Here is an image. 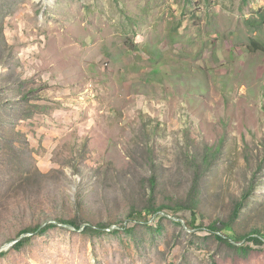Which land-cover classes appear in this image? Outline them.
I'll return each instance as SVG.
<instances>
[{"label":"rangeland","instance_id":"obj_1","mask_svg":"<svg viewBox=\"0 0 264 264\" xmlns=\"http://www.w3.org/2000/svg\"><path fill=\"white\" fill-rule=\"evenodd\" d=\"M0 264H264V0H0Z\"/></svg>","mask_w":264,"mask_h":264},{"label":"trees","instance_id":"obj_2","mask_svg":"<svg viewBox=\"0 0 264 264\" xmlns=\"http://www.w3.org/2000/svg\"><path fill=\"white\" fill-rule=\"evenodd\" d=\"M155 183H156V179L155 178H151V180H150V185H151V189H152V193H150L151 195H150V197H151V202H154V197H153V195H154V189H155ZM181 207H183V206H181ZM181 207H178V209L176 210L177 212H180V209H182ZM151 209H153V212L152 213H159V212H161V211H158L157 209H155L154 207H151ZM148 211H149V214H151L150 213V209H148ZM135 215L136 216H138V218H142V213H138V212H136L135 213ZM192 216L194 217L193 218V221H192V227H194L195 226V223H196V213H195V211L194 210H192ZM220 222L219 223H215V224H213V225H210V227H209V231L212 233V234H216V238L218 239V240H220V241H222V242H226L227 244H229V246L230 247H232V248H235V249H239V250H244L245 248H242V247H236L234 244H231L230 242L233 240V241H235V242H240V241H242V240H245V239H248V241H251V242H256V243H260L261 241L258 239L259 238V236H257V237H253L254 235H259L258 234V231H254L252 234H250V235H248V236H240V237H234L233 236V233H229L228 234V232L230 231V229L231 228H221L220 227ZM226 231H228V232H226ZM224 234V235H223ZM223 237H225V239H226V241H225V239H223ZM261 238H262V236H261ZM23 243V241H21L20 242V244H22Z\"/></svg>","mask_w":264,"mask_h":264},{"label":"crops","instance_id":"obj_3","mask_svg":"<svg viewBox=\"0 0 264 264\" xmlns=\"http://www.w3.org/2000/svg\"><path fill=\"white\" fill-rule=\"evenodd\" d=\"M78 74V73H77ZM80 76V75H79ZM77 76V80H71V83L73 84V85H76V86H78V87H76V89H73V92L75 93V94H78V96H84V97H87V95L85 96V94L87 93V91H89V92H92L91 91V88H86V89H84V87H86V85H85V83H82V80L83 79H87L86 77H83V76ZM80 81V82H79ZM82 85H84V86H82ZM69 92V90L68 89H66L65 90V92H64V95H63V99H64V103H63V105H65V114L69 111V109H68V107H71V105L69 104V103H72V101L73 100H75V101H79V100H81V102H79L78 104H80V103H85V101L83 100L84 99V97H69L68 99H69V102H65L66 101V94ZM92 96H94L93 94H92ZM89 103V102H88ZM91 103V102H90ZM64 114V115H65Z\"/></svg>","mask_w":264,"mask_h":264}]
</instances>
